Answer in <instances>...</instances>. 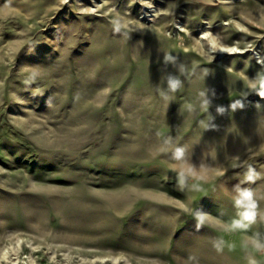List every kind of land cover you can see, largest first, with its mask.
Wrapping results in <instances>:
<instances>
[{
	"label": "rangeland",
	"instance_id": "1",
	"mask_svg": "<svg viewBox=\"0 0 264 264\" xmlns=\"http://www.w3.org/2000/svg\"><path fill=\"white\" fill-rule=\"evenodd\" d=\"M262 79L264 0H0V264H264Z\"/></svg>",
	"mask_w": 264,
	"mask_h": 264
},
{
	"label": "clouds",
	"instance_id": "2",
	"mask_svg": "<svg viewBox=\"0 0 264 264\" xmlns=\"http://www.w3.org/2000/svg\"><path fill=\"white\" fill-rule=\"evenodd\" d=\"M113 24V30L118 32L120 31V28L122 27V25L119 23V21L114 20L112 21ZM126 26V25H125ZM179 82L175 81V80H170L169 81V86L170 88H172L173 90H175L178 86ZM260 87L264 88V79L259 81ZM252 87H255V84L251 85ZM261 96H264V92L261 93ZM183 155H184V150L182 148H177L174 152V159L177 161H181L183 159ZM196 172L193 168H191L190 166H182L180 172H179V178L181 183L183 182V179L185 176H193L196 177ZM253 173L252 170L249 169V175L247 177L248 180H252L253 179ZM244 201H248V203L246 205H244L245 210L243 212L240 213L241 219L238 221H234L233 222V227L234 228H244L247 227V224H245L244 222H248V223H252L255 220L256 217V212H255V208L256 205L255 203L251 202V193L248 191H244L241 193V199L236 201V204L242 205ZM199 222H203L204 217L200 216L198 217ZM255 247L257 249H262L264 248V245H261L259 243L255 244Z\"/></svg>",
	"mask_w": 264,
	"mask_h": 264
}]
</instances>
